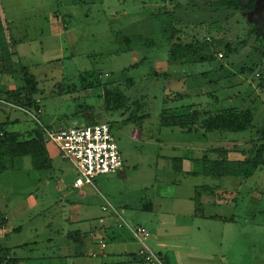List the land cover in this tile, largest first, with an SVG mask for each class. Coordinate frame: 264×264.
<instances>
[{"label":"rangeland","instance_id":"obj_1","mask_svg":"<svg viewBox=\"0 0 264 264\" xmlns=\"http://www.w3.org/2000/svg\"><path fill=\"white\" fill-rule=\"evenodd\" d=\"M211 1L216 0H0L6 36L16 42L14 74L0 73V94L24 86V66L38 83L33 99L39 100L44 126H84L87 116L111 125L122 166L94 178L98 192L85 185L90 191L81 201L122 209L115 228L141 225L148 233L145 244L164 264H264V165L246 179H213L201 173L199 160L219 157L223 149L229 158L243 159L258 143L264 128V0H254L248 11L206 4ZM239 1L245 6L249 0ZM160 10L172 13V42L211 38L205 49L211 57L169 62L171 42L156 19ZM137 35L149 44L123 42ZM226 43L235 50H225ZM104 89L122 92L127 107L105 108ZM177 93L180 98L166 99ZM189 105L212 113L251 108L254 119L242 132L161 126L164 110L181 112ZM131 114L142 118L125 123ZM4 121L21 139L38 127L28 113L0 98ZM45 148L50 167L35 169L31 157L22 156L0 171V213L7 217L0 245L14 264H65L61 253L75 244L70 235L79 227L64 222L61 204L80 197L77 191L63 195L57 185H71L77 172L52 143ZM175 156L185 159L180 172L171 166ZM194 195L203 216L195 212ZM111 257L97 253L85 261L125 260Z\"/></svg>","mask_w":264,"mask_h":264},{"label":"trees","instance_id":"obj_2","mask_svg":"<svg viewBox=\"0 0 264 264\" xmlns=\"http://www.w3.org/2000/svg\"><path fill=\"white\" fill-rule=\"evenodd\" d=\"M173 1V0H170ZM206 4H212L217 7L234 8L241 11L252 10L254 6V0H249L245 6L239 0H216ZM157 18L153 15V18L162 21L161 35L171 42L168 50V61L172 63H196L203 62L208 59L209 55L206 54V44L211 41L193 39L190 42L176 41L172 42L177 30L172 25V13L167 10L158 11L156 13ZM163 18V19H162ZM160 21V22H161ZM209 28H216L215 22L208 24ZM123 42L129 46V43L149 44L146 40H143L141 36H126ZM16 42L6 36V30L3 25V21L0 16V73L13 75V56L15 55L14 47ZM138 47V46H134ZM225 50L231 51L234 48L229 43L224 45ZM132 49V48H131ZM235 50V49H234ZM217 54L224 56L223 52L218 51ZM21 75L24 81V86L20 89L5 90L0 94V98L15 107H36L39 108V104L33 99V94L37 90V81L35 76L29 72L27 67H21ZM259 75V74H256ZM96 77V76H95ZM99 77V75L97 76ZM83 78V77H82ZM95 79V78H94ZM96 80V79H95ZM92 81L87 82L86 85L91 86ZM180 94L173 95L171 98H180ZM103 105L105 108L121 109L127 107L128 98L118 89H104L102 93ZM85 117V116H84ZM141 119L142 117H136ZM134 115L127 117L125 123L130 120L136 119ZM254 113L251 108H238L229 107L217 112L199 111L193 108V105H189L181 112H172L164 110L160 116L161 126L176 127L184 132L197 131L199 129L206 131H218L226 130L230 132H242L247 130L253 122ZM86 125H92L96 121L92 116L85 117ZM7 121L0 122V171L11 168L13 165L10 160L16 157L30 156L32 165L35 169H43L50 167V158L45 148L43 141V135L41 130L35 126L32 128L26 139L20 138V133L16 131H10L7 129ZM258 143L255 148H250L246 157L243 159L229 158L226 150H220L219 157L208 158L203 155L199 158L203 163L202 174L210 176L213 179H221L225 176H239L243 179L251 176L257 168L264 165V128L259 132ZM182 157H171V166L175 171H182ZM191 174H198V172H188ZM202 188H210L208 185H203ZM197 190V189H196ZM198 194V193H197ZM195 203V212L202 210L201 204L197 202V195L193 196ZM145 207V206H144ZM202 216L203 214L200 213ZM211 216V217H215ZM7 217L0 213V227L4 226ZM74 235H78L77 233ZM74 235H70L74 238ZM138 256V255H137ZM139 257V256H138ZM141 260V259H140ZM142 261V260H141ZM143 262V261H142ZM15 258H11L8 254V250L0 245V264H14ZM144 263V262H143Z\"/></svg>","mask_w":264,"mask_h":264},{"label":"built area","instance_id":"obj_3","mask_svg":"<svg viewBox=\"0 0 264 264\" xmlns=\"http://www.w3.org/2000/svg\"><path fill=\"white\" fill-rule=\"evenodd\" d=\"M36 102L38 103L39 100L36 99ZM19 108L36 121L42 132L44 143H52L60 152L62 159L69 161L74 166L77 172L73 182L74 187L84 184L95 187L94 178L97 175L115 172L122 166L121 153L109 123L95 122L92 125H73L54 129L44 126L39 121L40 107ZM31 110L34 111L31 112ZM102 210L112 211L118 220L119 212L109 203L103 205ZM123 224L121 226H124L134 240L140 244L137 255L144 264H164L159 253H154L145 244L148 233L141 225ZM100 247L102 249L105 247L103 241H100Z\"/></svg>","mask_w":264,"mask_h":264},{"label":"crops","instance_id":"obj_4","mask_svg":"<svg viewBox=\"0 0 264 264\" xmlns=\"http://www.w3.org/2000/svg\"><path fill=\"white\" fill-rule=\"evenodd\" d=\"M183 162H185V159H183ZM73 182L71 185L62 186V188L57 185V191L64 193L63 195L69 196L72 194V191H77V194L80 197V200L76 197L66 200V206L61 204V207L63 208L64 222L68 225H77L79 227L78 230H76L78 235H75L74 238L70 237L74 240L75 244L66 245L61 253V256L65 257V264H93L88 260L85 261V258L90 255L94 256L97 253H102L103 256L105 254L111 255V258H114V256L125 258L124 261L112 260L109 264H144L137 256L140 244L134 240L125 227V229L122 226L115 228L117 216L114 215L115 218L113 216V218H111V214L108 213L109 211L102 210L103 205L97 207L96 205L84 204L81 201V198L87 195V191H90L88 187H84L88 184H84L80 187H74ZM88 186H90L89 188L91 189L92 185ZM92 187L96 190L95 187L97 186L95 184V187ZM84 188L86 189L84 190ZM62 196L60 198L61 200ZM144 208L149 209L150 207L145 206ZM118 212L119 214H122L123 211L122 209H118ZM100 241L105 243V247L103 249L100 247ZM156 243L157 246H167L164 242ZM107 245H109V250L104 252ZM96 246H99L97 250L94 249Z\"/></svg>","mask_w":264,"mask_h":264}]
</instances>
